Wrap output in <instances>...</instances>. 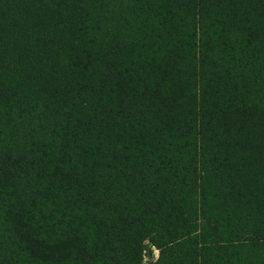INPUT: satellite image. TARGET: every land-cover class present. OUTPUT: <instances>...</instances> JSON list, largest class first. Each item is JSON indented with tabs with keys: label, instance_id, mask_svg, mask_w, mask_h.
<instances>
[{
	"label": "trees",
	"instance_id": "1",
	"mask_svg": "<svg viewBox=\"0 0 264 264\" xmlns=\"http://www.w3.org/2000/svg\"><path fill=\"white\" fill-rule=\"evenodd\" d=\"M0 264H264V0H0Z\"/></svg>",
	"mask_w": 264,
	"mask_h": 264
},
{
	"label": "rangeland",
	"instance_id": "2",
	"mask_svg": "<svg viewBox=\"0 0 264 264\" xmlns=\"http://www.w3.org/2000/svg\"><path fill=\"white\" fill-rule=\"evenodd\" d=\"M149 249H151V253H152V258H149L148 257V250ZM148 250H147V256L145 257V260H144V262H146V261H148V260H156V258L158 257V254H159V251H158V249H156V248H154V247H149L148 248Z\"/></svg>",
	"mask_w": 264,
	"mask_h": 264
},
{
	"label": "water",
	"instance_id": "3",
	"mask_svg": "<svg viewBox=\"0 0 264 264\" xmlns=\"http://www.w3.org/2000/svg\"><path fill=\"white\" fill-rule=\"evenodd\" d=\"M151 252H152L151 249H149V250H148V257H149V258H152V253H151Z\"/></svg>",
	"mask_w": 264,
	"mask_h": 264
}]
</instances>
